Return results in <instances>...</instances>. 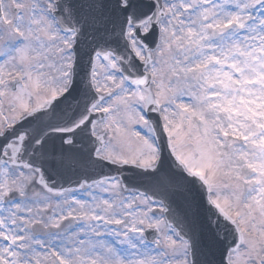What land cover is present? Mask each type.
<instances>
[{
	"label": "snow or ice",
	"instance_id": "snow-or-ice-1",
	"mask_svg": "<svg viewBox=\"0 0 264 264\" xmlns=\"http://www.w3.org/2000/svg\"><path fill=\"white\" fill-rule=\"evenodd\" d=\"M0 264H264V0H0Z\"/></svg>",
	"mask_w": 264,
	"mask_h": 264
}]
</instances>
